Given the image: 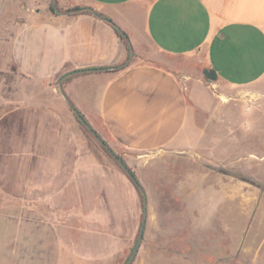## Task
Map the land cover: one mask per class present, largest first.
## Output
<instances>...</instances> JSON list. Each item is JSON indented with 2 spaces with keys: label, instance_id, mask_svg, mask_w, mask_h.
<instances>
[{
  "label": "crops",
  "instance_id": "obj_1",
  "mask_svg": "<svg viewBox=\"0 0 264 264\" xmlns=\"http://www.w3.org/2000/svg\"><path fill=\"white\" fill-rule=\"evenodd\" d=\"M6 2L0 32V264H118L136 222L132 227L117 218L122 191L95 159L78 153L73 128L64 121L69 105L61 88L84 118L135 154L185 140L194 120L189 92L173 72L132 61L116 72L71 75L129 61L113 25L87 11L53 13L46 2L41 8ZM58 2L63 13L84 7L103 14L131 44L145 35L165 55L203 58L229 92L264 81V0ZM164 256L159 248L135 264H169Z\"/></svg>",
  "mask_w": 264,
  "mask_h": 264
},
{
  "label": "rangeland",
  "instance_id": "obj_2",
  "mask_svg": "<svg viewBox=\"0 0 264 264\" xmlns=\"http://www.w3.org/2000/svg\"><path fill=\"white\" fill-rule=\"evenodd\" d=\"M45 2L48 11L51 6L65 11L58 0H22L20 7L41 8ZM7 5L0 0V32ZM18 14L11 12L15 20ZM29 17L34 22V16ZM132 45V64L159 66L179 77L194 116L189 119L190 134L180 145L147 154L131 153L111 142L101 126L85 118L147 195L144 239L133 264L159 248L169 264H264V81L229 92L217 85L219 79L204 80L203 58L165 55L145 35ZM66 111L64 121L73 128L78 153L95 159L122 191L117 218L127 225L130 221L132 227L136 222L118 263L126 264L142 225L144 198L71 108Z\"/></svg>",
  "mask_w": 264,
  "mask_h": 264
},
{
  "label": "water",
  "instance_id": "obj_3",
  "mask_svg": "<svg viewBox=\"0 0 264 264\" xmlns=\"http://www.w3.org/2000/svg\"><path fill=\"white\" fill-rule=\"evenodd\" d=\"M56 12L61 13V14H65V15H73V14H77L80 13L82 10L81 9H71L68 10L66 12H60L57 7H55ZM84 11H89L91 12L95 17L112 24L113 26H115L111 20L107 19V18H102L96 11H94L93 9H85ZM117 27V26H116ZM118 28V27H117ZM120 33L125 37V39L128 41L129 43V47H130V58L129 61L123 65L122 67H118L119 69H122L124 67H126L129 62L132 61L135 52H134V48L133 45L131 44L128 35L121 30L120 28H118ZM106 69H101V70H93V72H97V71H105ZM85 71H77L75 73H72L71 75H75V74H79V73H83ZM61 93L64 96L66 102L68 103L69 107L71 108V110L75 113V115L78 117V119L82 122V124L92 133V135L96 138V140L105 148V150L109 153V155L111 157H113V159H115V161L117 162V164L127 173V175L130 177V179L132 180V182L135 184V186L137 187V189L140 191L141 195L144 198V211H143V221H142V225L140 227V231H139V235H138V239H137V243L135 246V249L131 255V257L129 258L128 262L126 264H133L137 255L139 254L140 248L142 246V242L144 239V232H145V228H146V224H147V218H148V212H147V195L145 190L143 189V187L140 185L139 181L137 180L136 176L133 174V172L125 165V163L115 155L114 151L101 139V137L98 135V133L89 125V123L86 121V119L81 115V113L75 108V106L73 105V103L71 102V100L67 97V95L65 94L64 90L61 88Z\"/></svg>",
  "mask_w": 264,
  "mask_h": 264
},
{
  "label": "trees",
  "instance_id": "obj_4",
  "mask_svg": "<svg viewBox=\"0 0 264 264\" xmlns=\"http://www.w3.org/2000/svg\"><path fill=\"white\" fill-rule=\"evenodd\" d=\"M55 3H58L56 2L55 0ZM57 5V4H56ZM74 9H81L82 11L81 12H85V8L84 7H75ZM50 10L53 12V13H56V10L54 8V6H51L50 7ZM86 13L88 14H91L89 11H87ZM102 18H107L106 16H104L103 14L101 13H98ZM114 30L116 31L117 35L126 43V45L128 46V49H129V57H130V47L128 45V42L126 41L125 37L120 33L119 29L116 27V26H113ZM93 70H101V69H91V70H85V72H91ZM107 71L109 70H112V71H109V72H116L119 70L118 66L117 67H113V68H110V69H106ZM203 74H204V80L206 82H215L218 80V76H217V73L215 72L214 69H211V68H206L204 69L203 71ZM79 123L82 124V122L78 119ZM122 159V158H121ZM122 161L124 162V160L122 159ZM125 163V162H124ZM126 165V163H125ZM133 183V182H132ZM134 184V183H133ZM135 185V184H134ZM137 188V187H136ZM138 190V189H137ZM139 191V190H138ZM143 197V196H142ZM129 260V259H128ZM127 260V262H128Z\"/></svg>",
  "mask_w": 264,
  "mask_h": 264
}]
</instances>
